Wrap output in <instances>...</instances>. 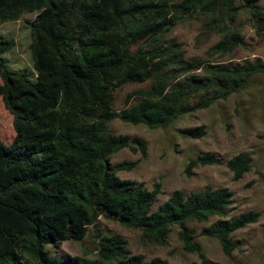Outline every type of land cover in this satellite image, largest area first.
Segmentation results:
<instances>
[{
	"label": "trees",
	"instance_id": "16d2710c",
	"mask_svg": "<svg viewBox=\"0 0 264 264\" xmlns=\"http://www.w3.org/2000/svg\"><path fill=\"white\" fill-rule=\"evenodd\" d=\"M244 1L256 28H263L260 6ZM241 7L240 0H0V23L34 13L28 45L33 79L5 65L2 54L13 40L0 39V96L14 132L8 144L0 141V169H17L9 177L0 171V264H168L132 254L120 235L102 234L95 225L100 215L160 245L175 225L183 248L198 256L197 263L184 264H217L204 257L187 222L218 217L200 234L216 239L230 255L231 233L256 222L258 213L227 217L232 193L225 187L187 194L174 189L152 209L157 185L147 190L116 175L145 156V142L113 134L108 123L118 118L163 128L245 89L264 73L257 58L223 59L243 43L234 22ZM196 14L219 34L207 49L208 59L185 57L179 43L165 39L169 29ZM144 81L149 84L127 93L125 103L127 98L132 103L112 109L114 88ZM179 132L191 138L204 134L201 125ZM122 148L138 151L139 157L109 163ZM250 162V154L241 151L225 166L237 180ZM217 163L214 153L198 154L184 172ZM89 226L96 230L93 257L49 255L46 245L81 240Z\"/></svg>",
	"mask_w": 264,
	"mask_h": 264
},
{
	"label": "rangeland",
	"instance_id": "374dc122",
	"mask_svg": "<svg viewBox=\"0 0 264 264\" xmlns=\"http://www.w3.org/2000/svg\"><path fill=\"white\" fill-rule=\"evenodd\" d=\"M240 3L242 7L238 9L234 22L240 30L243 43L228 52L223 59L225 62H236L257 58L264 63V27L256 28L249 14L250 3L244 0H240ZM255 3L264 15V0H255ZM33 16L34 13H24L15 21L0 23V39L13 40V46L2 54L5 65L12 70L24 71L30 79H33V73L28 48L29 21ZM165 39L179 43L185 57L208 59L210 55L207 49L219 39V34L204 26L201 16L196 14L169 29ZM148 84L149 81L126 82L114 88L112 109L117 111L132 103V98H127L125 103L127 93ZM108 125L113 134L136 136L145 142V156L139 158L130 170H119L116 175L120 179L140 183L147 190L157 185L158 192L152 209L174 189L187 194L205 187H225L232 193L227 217L249 210L258 213L256 222L231 233L233 249L229 256L222 252L216 239L200 234L202 227L218 217H210L205 222L188 221L187 225L194 231L192 240L200 245L206 259L217 264H264V73L257 74L245 89L206 108L182 114L163 128L133 125L118 118L109 121ZM198 125L204 131L201 137L191 138L179 132L182 128ZM13 135L12 116L3 106L0 96V141L8 144ZM241 151L250 154V167L241 178L235 180L226 168L225 161ZM206 152L216 154L219 163L197 164L190 168L189 173L184 172L190 158ZM138 157V151L122 148L111 154L108 160L113 164L134 161ZM0 171L9 177L16 174L17 169ZM95 225L102 234L120 235L125 239L128 250L145 260L159 257L168 264L198 262L196 252L183 248L175 225L171 226L165 245L142 241L138 229L124 227L111 217L100 215ZM95 234V228L89 226L81 240H64L57 246L48 244L45 248L50 256L66 253L93 257Z\"/></svg>",
	"mask_w": 264,
	"mask_h": 264
}]
</instances>
